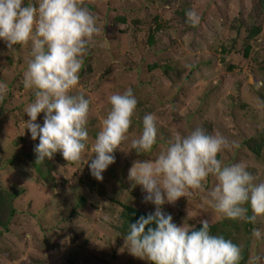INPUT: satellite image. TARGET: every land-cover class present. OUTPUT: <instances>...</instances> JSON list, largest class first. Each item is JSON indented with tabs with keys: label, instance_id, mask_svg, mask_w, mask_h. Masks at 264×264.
<instances>
[{
	"label": "rangeland",
	"instance_id": "1",
	"mask_svg": "<svg viewBox=\"0 0 264 264\" xmlns=\"http://www.w3.org/2000/svg\"><path fill=\"white\" fill-rule=\"evenodd\" d=\"M79 3L96 17L99 29L71 93L89 101V139L79 162H67L59 152L48 161L54 187L24 156L39 143L24 124V109L34 100L23 84L30 45L11 52L0 41V83L6 85L0 100V193L16 194L9 230L0 227V264H147L127 251L121 233L123 206L154 211L142 187L129 181V169L137 159L154 160L176 134L197 127L235 141L239 147L222 150L217 159L240 163L257 183L264 182V87H256L264 81V0ZM189 10L199 17L196 25L187 20ZM252 28L259 33L249 39ZM128 88L137 99L132 125L98 182L87 164L91 146L110 109L108 97ZM149 113L156 117L158 143L151 152L136 153L131 141ZM36 123L42 125L43 113ZM256 145L258 154L249 150ZM214 185L210 176L203 191L190 190L162 211L177 226L193 229L208 219L210 226L228 230L240 250L247 246L245 264H264V216L249 225L222 217L207 202ZM253 229L261 230V238L252 236Z\"/></svg>",
	"mask_w": 264,
	"mask_h": 264
},
{
	"label": "clouds",
	"instance_id": "2",
	"mask_svg": "<svg viewBox=\"0 0 264 264\" xmlns=\"http://www.w3.org/2000/svg\"><path fill=\"white\" fill-rule=\"evenodd\" d=\"M185 15L192 25L199 22L195 11ZM96 23V17L79 0H0V41L11 52L17 51L16 45H30L23 84L33 91L34 100L24 109L28 116L24 124L33 141L39 138L35 163L43 164L57 152L67 162H79L86 151L89 101L83 94L71 93L79 85L84 56L99 31ZM256 87H264V81L256 82ZM5 88L0 83V100ZM108 103L110 109L87 160L90 175L98 182L115 162L113 152L128 134L137 99L128 88L111 94ZM40 113L42 125L36 123ZM140 123V134L131 147L136 153H148L158 143L156 117L145 114ZM232 147L239 145L219 132L207 134L197 127L187 135L176 134L154 160L133 162L128 179L133 186L142 187L144 200L154 205V211L128 224L123 239L132 256L147 264H238L239 246L211 235L208 219L200 221L197 231L185 223L177 226L162 211L165 203L190 196V190L203 191L211 176L215 185L207 202L215 212L246 222L264 216V182L257 183L240 163L225 165L217 159L218 153ZM261 235L260 229H253L252 236L259 239Z\"/></svg>",
	"mask_w": 264,
	"mask_h": 264
},
{
	"label": "trees",
	"instance_id": "3",
	"mask_svg": "<svg viewBox=\"0 0 264 264\" xmlns=\"http://www.w3.org/2000/svg\"><path fill=\"white\" fill-rule=\"evenodd\" d=\"M259 31L257 29H250L248 31L247 37L249 39H252L255 37ZM248 49H246L247 52ZM247 144V143H246ZM249 150L255 154H258L259 151V146L257 147L254 146L251 148L249 147ZM26 158L32 162V167L35 170L37 174L40 175L41 178L47 183H52L53 178L50 176V173L52 170V166L48 163L49 160H46L43 164L35 163L36 157L35 153H31L28 155H25ZM52 187H54L52 183ZM16 196V194H9L8 192L2 191L0 193V227L1 229L6 232L9 230V224L11 223V220L14 218V215L16 213V210L13 208L11 202L13 197ZM83 202V200H81ZM123 213H122V227H121V233L124 236L128 230V224H134L136 221L139 219L141 216H147V213H144L142 211H139L135 208L129 207V206H123L122 207ZM248 215L251 216L250 211L248 212ZM233 220V219H230ZM233 224L235 223L234 221H231ZM247 225L250 224V222H246ZM224 226V225H223ZM154 227V225H152ZM235 227V225H234ZM200 225L196 226L193 230H199ZM147 231V227L145 229ZM209 233L211 235L215 236H223L225 239L231 240L234 244L239 245V243H236L234 239L231 238L230 233L228 230H222L218 228V225H213L209 227ZM232 234V233H231ZM246 252H247V246L243 249L240 250V260L238 264H245L246 263Z\"/></svg>",
	"mask_w": 264,
	"mask_h": 264
}]
</instances>
